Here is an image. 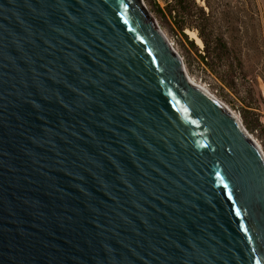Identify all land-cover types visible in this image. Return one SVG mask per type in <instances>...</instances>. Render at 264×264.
Listing matches in <instances>:
<instances>
[{
	"label": "water",
	"instance_id": "water-1",
	"mask_svg": "<svg viewBox=\"0 0 264 264\" xmlns=\"http://www.w3.org/2000/svg\"><path fill=\"white\" fill-rule=\"evenodd\" d=\"M0 264H264V155L144 0H0Z\"/></svg>",
	"mask_w": 264,
	"mask_h": 264
},
{
	"label": "rangeland",
	"instance_id": "rangeland-1",
	"mask_svg": "<svg viewBox=\"0 0 264 264\" xmlns=\"http://www.w3.org/2000/svg\"><path fill=\"white\" fill-rule=\"evenodd\" d=\"M161 7L166 0H155ZM198 1V0H197ZM237 6L236 20L219 21L214 25L222 30H236L227 41L236 46L241 66H235L234 85L224 86L200 62L196 52L176 32L162 26L152 12V0H144L160 29L182 58L184 68L192 82L222 102L242 123L264 155V0H223ZM205 5L204 0L198 1ZM207 10V8H206ZM190 38V37H189ZM202 49V45H198ZM228 73V72H227ZM252 88L250 95L249 89Z\"/></svg>",
	"mask_w": 264,
	"mask_h": 264
},
{
	"label": "trees",
	"instance_id": "trees-1",
	"mask_svg": "<svg viewBox=\"0 0 264 264\" xmlns=\"http://www.w3.org/2000/svg\"><path fill=\"white\" fill-rule=\"evenodd\" d=\"M201 5L197 0H166L161 7L155 0H152V12L160 20L162 26L176 32L196 52L200 62L206 69L210 70L224 86L234 85L235 66H241L240 55L236 46L227 41L236 30H222L216 27V19L236 20V5L223 0H204ZM207 8V10H206ZM186 30L195 32L202 42V49L197 47L194 39L189 38ZM239 56V57H238ZM228 72V73H227ZM250 95L252 88L249 89Z\"/></svg>",
	"mask_w": 264,
	"mask_h": 264
},
{
	"label": "bare ground",
	"instance_id": "bare-ground-1",
	"mask_svg": "<svg viewBox=\"0 0 264 264\" xmlns=\"http://www.w3.org/2000/svg\"><path fill=\"white\" fill-rule=\"evenodd\" d=\"M198 1H201V0H198ZM186 33L188 34V36L191 38V39H194L196 44L198 45H202V42L201 40L197 37L196 33L195 32H192L190 30H186ZM188 76V75H187ZM189 80L192 82L191 78L188 76ZM194 83V82H192ZM195 84V83H194ZM235 116V115H234ZM236 117V116H235ZM237 118V117H236ZM248 134V133H247ZM250 136V135H249ZM252 139V137H250ZM254 142V141H253ZM255 143V142H254ZM256 144V143H255ZM257 145V144H256Z\"/></svg>",
	"mask_w": 264,
	"mask_h": 264
}]
</instances>
